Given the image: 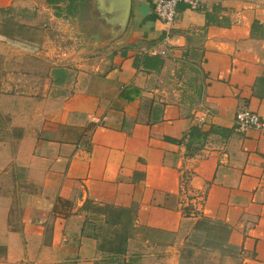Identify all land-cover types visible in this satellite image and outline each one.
I'll return each instance as SVG.
<instances>
[{
  "label": "crops",
  "instance_id": "obj_1",
  "mask_svg": "<svg viewBox=\"0 0 264 264\" xmlns=\"http://www.w3.org/2000/svg\"><path fill=\"white\" fill-rule=\"evenodd\" d=\"M154 1L95 0L74 58L47 38L45 96L2 85L0 264H197L187 247L201 229L210 253L264 264V131L235 128L242 106L264 120V0L179 3L167 55L153 52L165 45ZM25 40L0 33L11 77L28 76L14 66ZM6 175L23 189L20 219Z\"/></svg>",
  "mask_w": 264,
  "mask_h": 264
},
{
  "label": "rangeland",
  "instance_id": "obj_2",
  "mask_svg": "<svg viewBox=\"0 0 264 264\" xmlns=\"http://www.w3.org/2000/svg\"><path fill=\"white\" fill-rule=\"evenodd\" d=\"M19 5L0 9V26L5 24V29L0 30V33L4 32L7 37L15 36V38L23 37V39L29 37L27 42L31 46L28 47L22 44V54H15L17 60L14 64V66H22V69H17L16 71H23V74H28V76L11 77L12 64L9 63L10 61L4 60L3 55L0 54V91L3 89V84H10L13 81L20 84L24 83L25 80H29L40 88V92L36 96L38 99V97L45 96V87L47 86V78L41 76L43 72L47 71V59L40 52L43 49L47 50V38L52 40L51 49L55 51L56 55H58L59 46L61 45L63 48H68L69 58H74L78 49L77 38H79L76 25L92 21L93 18L97 17L98 13L95 8V0H24V6L19 8ZM27 42L25 40L23 43ZM15 49V52L19 51V49L12 47L9 52L11 53ZM9 113L5 112V110L3 111L0 107V138H7L10 133L8 124L11 118ZM17 170L21 171V169ZM19 173L22 174V172ZM3 183L5 189H7L5 194L13 192L17 205L20 201L19 194L23 189H14L12 178L9 175L5 176ZM24 187L26 189L29 188L28 190H31V192H36V188L32 185H24ZM21 212L22 207H19L18 204L14 209L17 219H20ZM217 227L219 228L216 224L214 229L210 230L209 233L212 235L210 237H213L214 232L218 231ZM205 233L206 231L201 229L199 231L200 236H198L200 240L197 238L187 247V249L196 251L197 254L194 257L197 264L200 261L205 262V264H238L235 257L226 258L225 253H210L211 249L215 250L213 249L215 245L211 238L209 243L203 238L206 235ZM191 246L195 247L191 248Z\"/></svg>",
  "mask_w": 264,
  "mask_h": 264
},
{
  "label": "built area",
  "instance_id": "obj_3",
  "mask_svg": "<svg viewBox=\"0 0 264 264\" xmlns=\"http://www.w3.org/2000/svg\"><path fill=\"white\" fill-rule=\"evenodd\" d=\"M185 3L191 8H197L200 4V0H155L154 1V13L158 19L165 26L163 47L156 48L154 54L167 55L168 43L170 40V29L176 24L178 5L179 3ZM235 128L240 132H247L250 129H257L264 131V120L256 111L252 110L248 106L240 107L235 115Z\"/></svg>",
  "mask_w": 264,
  "mask_h": 264
},
{
  "label": "trees",
  "instance_id": "obj_4",
  "mask_svg": "<svg viewBox=\"0 0 264 264\" xmlns=\"http://www.w3.org/2000/svg\"><path fill=\"white\" fill-rule=\"evenodd\" d=\"M144 64H145L146 67L151 65L154 68H160V66L163 64V60L160 57H158V56L151 57V56L147 55V56L144 57ZM111 210H114V211H116L118 213L119 212L127 213V212L131 211L130 208H112V207H111ZM186 211L188 212L187 208H186ZM116 212H115V214L118 216L119 214L116 213ZM207 222H209V220L204 218V219H202L201 224L203 223V225H206ZM128 223H129V221L126 222V224H128ZM122 235L123 234H121V235L118 234L117 241H116L117 243L114 246V249L117 252H119V251L123 252V250L125 251L124 244L126 242V238L124 239V237Z\"/></svg>",
  "mask_w": 264,
  "mask_h": 264
}]
</instances>
